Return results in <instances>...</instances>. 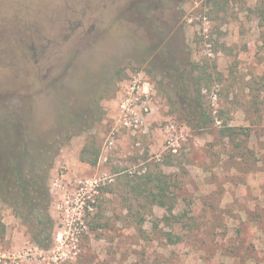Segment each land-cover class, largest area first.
<instances>
[{"label":"rangeland","instance_id":"1","mask_svg":"<svg viewBox=\"0 0 264 264\" xmlns=\"http://www.w3.org/2000/svg\"><path fill=\"white\" fill-rule=\"evenodd\" d=\"M192 65L214 116L203 131L167 97ZM139 73L153 110L134 134L119 104ZM77 96L95 125L52 170L54 245L0 202V264H264V0H0V124L43 133ZM91 141L96 166L80 160ZM157 177L165 205L147 196Z\"/></svg>","mask_w":264,"mask_h":264},{"label":"trees","instance_id":"2","mask_svg":"<svg viewBox=\"0 0 264 264\" xmlns=\"http://www.w3.org/2000/svg\"><path fill=\"white\" fill-rule=\"evenodd\" d=\"M207 66L209 64L204 68ZM194 70L192 65L189 70H183L181 76L174 78L169 85L172 94L168 92L167 97L189 128L203 131L213 125L214 116L204 102L202 78L196 76ZM79 98L77 96L66 109L65 120L61 124L53 125L43 133L33 132V126L36 128L34 124H0V202L12 209L14 216L27 227L31 241L43 250L54 245L55 219L50 212V181L56 160L74 135L95 125L94 121H84L85 111L93 110L90 106L95 104L94 101L86 98L81 101ZM96 107L100 112L95 120H101L102 111L97 104ZM240 130L250 138L251 131L247 128L224 126L221 133L234 139ZM100 152L101 147L91 141L82 148L80 160L96 166ZM157 180L159 183L149 188L147 196L165 205L166 188L160 184L162 178L157 177ZM5 232L6 224L0 218V238Z\"/></svg>","mask_w":264,"mask_h":264},{"label":"built area","instance_id":"3","mask_svg":"<svg viewBox=\"0 0 264 264\" xmlns=\"http://www.w3.org/2000/svg\"><path fill=\"white\" fill-rule=\"evenodd\" d=\"M153 90L154 86L145 74L133 75L120 100L119 124L137 134L152 113Z\"/></svg>","mask_w":264,"mask_h":264}]
</instances>
